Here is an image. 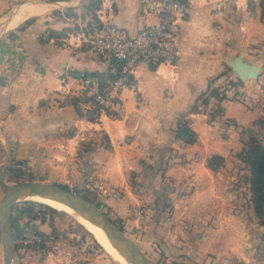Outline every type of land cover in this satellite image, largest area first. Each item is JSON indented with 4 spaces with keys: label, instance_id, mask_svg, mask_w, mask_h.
I'll use <instances>...</instances> for the list:
<instances>
[{
    "label": "crops",
    "instance_id": "obj_1",
    "mask_svg": "<svg viewBox=\"0 0 264 264\" xmlns=\"http://www.w3.org/2000/svg\"><path fill=\"white\" fill-rule=\"evenodd\" d=\"M188 1L192 12L181 25L177 65L141 64L136 86L122 95L123 113L94 122L85 114L91 111L89 97L76 80L78 73H104L110 66L87 43L96 30L94 18L132 33L158 20L142 19L141 0H96L94 13L92 0H0V121L6 135L15 131L14 137L27 139L31 134L21 125L34 121L41 153L54 137L69 149L88 143L84 169L98 183L122 192L127 186L128 196L131 181L146 185L147 177L156 184L160 179L192 184L195 195L229 183L249 133L264 127V4ZM238 55L263 68L260 78L244 82L241 101L232 100L231 92L230 99H211L192 113L210 82L232 70L228 62ZM230 75L237 77L233 70ZM228 78L215 86L226 85ZM183 115L196 132L191 144L176 138ZM94 135L105 144L86 142ZM216 156L224 164L213 169L209 161ZM2 196L0 191V203Z\"/></svg>",
    "mask_w": 264,
    "mask_h": 264
},
{
    "label": "rangeland",
    "instance_id": "obj_2",
    "mask_svg": "<svg viewBox=\"0 0 264 264\" xmlns=\"http://www.w3.org/2000/svg\"><path fill=\"white\" fill-rule=\"evenodd\" d=\"M85 114L90 117L91 111ZM94 118L90 120L97 122ZM3 125L0 121L3 264L7 263L6 247H10V238L2 227L6 201L13 188L23 185L65 187L72 195L94 204L122 231L135 252L155 264H264V219L256 213L251 170L241 158L244 150L231 172L233 179L212 194L195 195L192 184L166 179L156 184L147 177L146 185L131 181L128 190L132 193L128 196L124 192L127 186L122 192L98 183L84 169L88 143L69 149L65 141L58 142L54 137L41 153L35 144L34 121L19 124L23 133L31 134L27 139L14 137L15 131L7 136L9 130ZM249 135L264 144V127L261 131L252 129ZM87 137L86 142L105 144L102 136ZM25 145L27 152L23 148L19 153ZM32 202L16 201L6 222L20 264H120L67 213Z\"/></svg>",
    "mask_w": 264,
    "mask_h": 264
},
{
    "label": "built area",
    "instance_id": "obj_3",
    "mask_svg": "<svg viewBox=\"0 0 264 264\" xmlns=\"http://www.w3.org/2000/svg\"><path fill=\"white\" fill-rule=\"evenodd\" d=\"M251 2L261 5L264 0ZM141 3L142 19L156 18V24L144 23L132 33L127 28L103 22L87 40L93 53L110 64L104 73L82 72L76 76L89 97L91 116L97 122L104 115L117 118L123 113L122 95L136 86L135 77L141 64L157 68L175 67L178 63L181 25L192 12L189 1L141 0ZM236 98L242 100V95Z\"/></svg>",
    "mask_w": 264,
    "mask_h": 264
},
{
    "label": "trees",
    "instance_id": "obj_4",
    "mask_svg": "<svg viewBox=\"0 0 264 264\" xmlns=\"http://www.w3.org/2000/svg\"><path fill=\"white\" fill-rule=\"evenodd\" d=\"M94 5H91V4ZM90 6V12L94 13L97 10L96 1H92ZM264 2L262 3V5ZM69 11V10H68ZM95 28L101 26V22H97L94 18ZM229 69V68H228ZM230 70V71H229ZM218 78L212 80L209 84L208 89L201 95L200 99L195 103L192 108V113L201 112L202 109L206 108L211 99H218L220 102L230 99L229 92L234 90V97L231 99H236V96L240 94V89L244 87L245 83L241 81L238 77L230 78L231 69H229ZM224 76H228V83L224 86H215V83L218 79L223 78ZM222 113L221 110L218 111ZM190 120L187 115H183L179 118L178 126L176 129V138L180 140H184L187 143H193L196 139V132L192 129L190 125ZM243 161L250 167L251 170V191L253 195V202L256 209V213L260 218L264 219V144L263 142L255 137L254 135H249L248 140L245 141V148L243 154L241 155ZM215 160L219 162L214 163ZM223 158L221 157H213L209 162V166L213 169L219 168L222 165ZM18 168L16 171H19ZM64 189H66L64 187ZM35 203V202H32ZM52 211H56L55 209H51Z\"/></svg>",
    "mask_w": 264,
    "mask_h": 264
},
{
    "label": "bare ground",
    "instance_id": "obj_5",
    "mask_svg": "<svg viewBox=\"0 0 264 264\" xmlns=\"http://www.w3.org/2000/svg\"><path fill=\"white\" fill-rule=\"evenodd\" d=\"M16 201H33L47 205L59 212L67 213L81 224L94 239L120 264H149L138 258V253H131L124 242L119 241L117 235L101 225V221L90 206L84 205L73 196H68L57 189L43 187L22 189L16 197ZM8 208H5L7 213ZM5 218V216H4ZM5 227V226H4ZM6 233V232H5ZM12 264H20L14 258Z\"/></svg>",
    "mask_w": 264,
    "mask_h": 264
},
{
    "label": "water",
    "instance_id": "obj_6",
    "mask_svg": "<svg viewBox=\"0 0 264 264\" xmlns=\"http://www.w3.org/2000/svg\"><path fill=\"white\" fill-rule=\"evenodd\" d=\"M229 65L232 68V70L234 71V73L237 75V77L243 81V82H247L249 80H258L260 78V76L263 73V68L259 65H256L246 59H244V57L242 55H238L236 57H234L233 59L229 60ZM43 187H46L48 189H57L60 192L68 195V196H73L75 197L78 201L82 202L84 205L90 206L92 208V210L94 211V213H96V215H98L100 221H101V225H103L104 228L110 230L112 233H114V235H117L118 240L124 242V244L126 245L128 252L130 251L131 253L134 250L133 244H131L130 241H128L126 239V237L124 236V234L122 233V231L120 229H118L105 215V213H103L97 206H95L94 204L87 202L75 195H72L71 193H69L67 190H65L63 187H57V186H40V185H23V186H18L15 187L11 190L9 197L6 201L7 203V207L8 211L7 213H3V230L6 232V234L8 235V237L10 238V247L7 248L6 247V259H7V263L6 264H12L13 260L15 258V246L13 243V234L11 232V230L7 227L6 222L8 223V221L11 218L12 215V211H13V207L14 204L16 202V197L17 195L20 193V191L22 189H27V188H38L41 189ZM5 216V218H4ZM5 226V227H4ZM5 245L7 246V243H5ZM138 258L143 259L146 263L149 264H155L147 259H145L141 254H138Z\"/></svg>",
    "mask_w": 264,
    "mask_h": 264
}]
</instances>
